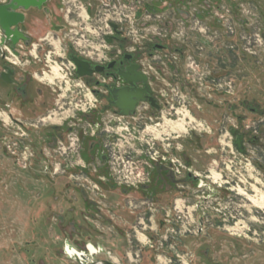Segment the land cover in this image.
I'll return each mask as SVG.
<instances>
[{
	"label": "rangeland",
	"instance_id": "374dc122",
	"mask_svg": "<svg viewBox=\"0 0 264 264\" xmlns=\"http://www.w3.org/2000/svg\"><path fill=\"white\" fill-rule=\"evenodd\" d=\"M102 1L97 29L96 0L73 7L43 64L9 56L27 95L0 80V264H81L65 250L88 245L83 264H264V0ZM110 22L161 100L151 119L102 113L75 73L71 53L108 62Z\"/></svg>",
	"mask_w": 264,
	"mask_h": 264
},
{
	"label": "flooded vegetation",
	"instance_id": "af4514ba",
	"mask_svg": "<svg viewBox=\"0 0 264 264\" xmlns=\"http://www.w3.org/2000/svg\"><path fill=\"white\" fill-rule=\"evenodd\" d=\"M84 1L86 0H0V64L2 66L0 80L15 94L26 98L27 87L19 84L17 68L9 56L17 59H24L25 57L30 59L34 55L31 48L38 46L43 49L41 53L43 57L36 56L39 62L34 63L43 64L45 58L51 56L50 47L52 44L46 42L50 34L61 33L66 38L74 39L71 34L75 30L72 28L81 25L83 19L82 14H79L73 7L83 6ZM99 1L102 0H96L94 4L87 3L89 8L85 10L86 15L92 17L95 29H97V24L104 23L103 17L104 11H106L104 3ZM110 5L111 3L108 6ZM107 27L113 32V35H106L105 38L106 42L113 47L112 51L108 53V62H95L94 58L89 57L88 54L79 56L71 53L69 58L71 60L72 58H79L89 63L88 70L83 69L85 76L81 78L93 87V91L101 104L97 109L102 113L112 112L120 118L131 117L135 121H137L139 113L140 119H151L149 118L150 114L155 110L160 111L162 108L161 100L152 86V79L142 68L143 61L137 60L133 52L122 54L120 48L122 46L121 33L124 30L120 28L121 25L110 22ZM99 29L102 28L99 27ZM82 30L84 29L82 28ZM37 42L43 44H36ZM166 48L164 45L156 44L149 55L153 58L155 51L166 50ZM28 61L32 64L30 60ZM75 73L78 75L76 66ZM124 74H130L139 81L130 84L123 77ZM141 74L146 76L147 82L144 81L145 78H141ZM145 83L148 84L149 88L146 87ZM125 90L134 94L130 96L129 102L138 100L134 109H129V115L124 114L128 108L126 103L121 105V94Z\"/></svg>",
	"mask_w": 264,
	"mask_h": 264
},
{
	"label": "water",
	"instance_id": "95a60500",
	"mask_svg": "<svg viewBox=\"0 0 264 264\" xmlns=\"http://www.w3.org/2000/svg\"><path fill=\"white\" fill-rule=\"evenodd\" d=\"M72 62L74 63V65L76 66L77 68V73L80 77H84L85 76V73L83 72V69H86L88 70L87 68H89V63L88 62H85V61H82L81 59L79 58H72ZM138 68V66H136ZM88 73H91V72H88ZM123 77L125 78V80H127L130 84H135V82L139 81L138 79H135L133 78L132 75L130 74H124ZM145 78V82L146 81V76L142 75L141 74V78ZM146 84V87L149 88L148 84ZM134 94L130 93V92H127L126 90L124 92H122L121 94V105L126 103V107L127 108V111L124 113L125 115H129V109L130 110H133L134 107H135V104L136 102L138 101H131L129 102V99H130V96H133ZM231 134L236 138V142H235V146L238 148V150L242 153V154H246V149L244 147V135L240 134L238 130L236 129H233L231 131ZM103 264H114L110 261H104Z\"/></svg>",
	"mask_w": 264,
	"mask_h": 264
},
{
	"label": "bare ground",
	"instance_id": "6f19581e",
	"mask_svg": "<svg viewBox=\"0 0 264 264\" xmlns=\"http://www.w3.org/2000/svg\"><path fill=\"white\" fill-rule=\"evenodd\" d=\"M87 247V253L80 252L71 246H68L65 252L69 258H71L73 261H79L81 264L85 263L86 258H92L93 256L99 255V253L102 252V250L94 248L91 245H88Z\"/></svg>",
	"mask_w": 264,
	"mask_h": 264
}]
</instances>
